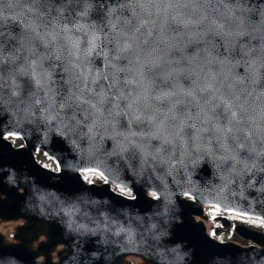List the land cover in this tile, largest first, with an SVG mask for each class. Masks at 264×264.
Segmentation results:
<instances>
[{
	"label": "clouds",
	"instance_id": "1",
	"mask_svg": "<svg viewBox=\"0 0 264 264\" xmlns=\"http://www.w3.org/2000/svg\"><path fill=\"white\" fill-rule=\"evenodd\" d=\"M0 108L77 150L264 189V0H0Z\"/></svg>",
	"mask_w": 264,
	"mask_h": 264
},
{
	"label": "water",
	"instance_id": "2",
	"mask_svg": "<svg viewBox=\"0 0 264 264\" xmlns=\"http://www.w3.org/2000/svg\"><path fill=\"white\" fill-rule=\"evenodd\" d=\"M0 125L5 137L9 131L19 136L0 139V226L16 224L12 240L0 232V264H264V232L235 225L234 231L252 242L244 247L216 240L196 220H207L205 206L217 203L226 213L234 209L264 218V191L241 193L235 186L222 191L207 165L191 183L162 167L154 173L113 165L3 108ZM17 140L23 145L16 147ZM40 152L57 170L37 161ZM88 167L103 173V184L84 179ZM113 185L133 196L114 191ZM211 220L232 225L226 216Z\"/></svg>",
	"mask_w": 264,
	"mask_h": 264
},
{
	"label": "rangeland",
	"instance_id": "3",
	"mask_svg": "<svg viewBox=\"0 0 264 264\" xmlns=\"http://www.w3.org/2000/svg\"><path fill=\"white\" fill-rule=\"evenodd\" d=\"M22 141H16V145L17 146H20L22 145L21 143ZM39 157V160L42 164H44L45 166L51 168V169H56L55 168V163L48 157H46L42 152L39 153L38 155ZM98 178L97 175H93V176H90L89 180L92 181L93 179H96ZM95 181H98V180H95ZM99 182V181H98ZM114 187V190L121 193L120 191V187L118 186H113ZM126 192L124 193H121V194H124L125 196H132V195H128V194H125ZM213 212V209H208L207 211V215L211 216V213ZM219 215H223V213L221 212ZM217 215V216H219ZM252 220H255V219H252ZM233 221H238L239 223H243L241 222L239 219H233ZM245 225H248L254 229H257V230H264V226H259L258 223H253V222H247V223H243ZM210 226H211V233L214 231L215 229V226H214V223L210 222ZM14 227L15 225L13 226V229H7L6 230V233L5 236L8 238V240H11L12 239V233L14 232ZM219 233L217 234V238L219 240H221V237H222V241H233L241 246H244V247H247V246H250L252 244V242L250 241H247V240H244L242 239L241 237H239V235L235 234V232L233 231V229L231 227H222L220 224H219Z\"/></svg>",
	"mask_w": 264,
	"mask_h": 264
},
{
	"label": "snow or ice",
	"instance_id": "4",
	"mask_svg": "<svg viewBox=\"0 0 264 264\" xmlns=\"http://www.w3.org/2000/svg\"><path fill=\"white\" fill-rule=\"evenodd\" d=\"M0 127H2V125H0ZM12 137H15V138L19 139V136L15 132L9 131L7 133V137L4 136L3 132H0V139H3V138H9L10 139ZM93 175H103V173L99 172L97 168L88 167V168L84 169V179L85 180H88L90 178V176H93ZM120 191H121V193H124L125 189L123 187H121ZM262 191H264V189H262ZM125 194L130 195V193H125ZM184 194L189 199H195V197L192 195L191 191H186ZM151 195L153 197H156V193L155 192H152ZM211 207L213 209V212L211 213V215H212V218L215 219V217L221 213L222 209L220 208L218 203L217 204H212ZM225 207H227V206H225ZM228 211L230 213V215H229L230 219H239L243 223L253 222V223H258L259 226H264V218H257V220H252V218L249 217L246 212L236 211L234 209H228ZM211 235L213 237H215L217 234H216L215 231H213L211 233ZM129 240L130 241L132 240L131 235H129ZM221 241H222V237H221Z\"/></svg>",
	"mask_w": 264,
	"mask_h": 264
},
{
	"label": "bare ground",
	"instance_id": "5",
	"mask_svg": "<svg viewBox=\"0 0 264 264\" xmlns=\"http://www.w3.org/2000/svg\"><path fill=\"white\" fill-rule=\"evenodd\" d=\"M198 221V220H197ZM205 225H206V227L209 229L210 228V225H209V222H206L205 221V219H203V221H202ZM14 225H16L14 222H8V223H3L1 226H0V231H1V233H6V230L7 229H13V226ZM131 259H134V260H136L135 258H131ZM136 261H138V260H136Z\"/></svg>",
	"mask_w": 264,
	"mask_h": 264
},
{
	"label": "flooded vegetation",
	"instance_id": "6",
	"mask_svg": "<svg viewBox=\"0 0 264 264\" xmlns=\"http://www.w3.org/2000/svg\"><path fill=\"white\" fill-rule=\"evenodd\" d=\"M196 220H198V221H203V218L198 217Z\"/></svg>",
	"mask_w": 264,
	"mask_h": 264
}]
</instances>
